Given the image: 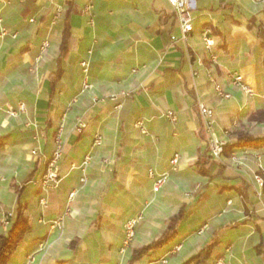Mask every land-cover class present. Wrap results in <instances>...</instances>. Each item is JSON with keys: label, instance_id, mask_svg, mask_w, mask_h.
<instances>
[{"label": "crops", "instance_id": "0c3cea01", "mask_svg": "<svg viewBox=\"0 0 264 264\" xmlns=\"http://www.w3.org/2000/svg\"><path fill=\"white\" fill-rule=\"evenodd\" d=\"M87 5L92 17L81 14ZM191 6L193 30L181 39L167 0H0L3 26L17 33L0 39V220L4 212L15 213L19 203L30 227L6 264H116L123 225L144 203L132 251L163 237L168 219L180 208L186 215L168 245L133 262L131 251L123 264H148L175 244H182L181 250L167 264H186L213 234L219 243L206 264L218 258L224 264H264V254L254 251L264 241V185L259 189L253 180L260 175L264 181V146L221 156V175L216 167L212 179L195 169L205 149L198 137L200 102L211 108L212 130L226 143L237 131L264 137V121H248L264 110V46L258 29L248 27L253 21L264 28V0H192ZM55 8L62 11L54 17ZM66 18L71 50L57 63ZM204 30L216 42V62L204 49ZM82 60L89 65L85 92ZM57 69L61 75L51 93L50 76ZM216 85L230 98L219 97ZM124 92L129 95L123 97ZM111 95H118L117 101ZM5 103L15 108L23 103L25 111L8 118ZM62 116V181L47 193L42 210L35 181L54 149ZM138 121L148 135L141 134ZM95 134L102 145L93 151L81 184V172L70 165L82 162ZM174 152L181 155L178 171L152 192L148 170L166 171ZM194 182L203 190L191 200L183 198ZM241 185L247 186V203L239 194ZM73 190L72 214L63 231L48 235V222L63 211ZM204 224L207 229L198 235ZM42 241L46 246L39 250Z\"/></svg>", "mask_w": 264, "mask_h": 264}, {"label": "built area", "instance_id": "2783aa9c", "mask_svg": "<svg viewBox=\"0 0 264 264\" xmlns=\"http://www.w3.org/2000/svg\"><path fill=\"white\" fill-rule=\"evenodd\" d=\"M167 2L170 4V6L173 8L175 15L177 17L178 23L180 25V35L179 37L181 39H186L188 34H190L193 30L192 27V6L191 2L192 0H167ZM61 8H55L53 10V15L58 16L61 13ZM81 14L86 15L89 17H92L91 13V6L87 5L84 8L81 9ZM30 22L33 21V19L29 20ZM5 36H10L11 38H16L17 33L16 32H9L4 26H3V20L0 15V39L4 38ZM172 39H176L175 37H172ZM201 40L204 45V49L207 52L208 56L212 59L213 62H216V56L213 51L216 42L211 36L209 30H204L201 32ZM49 46L47 41H44L42 43L43 48H47ZM79 69L80 74L82 77V91H88L90 89L89 84V65L85 60H82L79 62ZM208 79L210 82H213L212 76H208ZM239 80V77L237 78ZM215 91L217 95L223 99H229L230 95L226 93L224 90L219 88L217 85L215 86ZM123 97L128 96V92H124L121 94ZM118 95H111L109 97L112 101H117ZM199 114L201 117L205 120L206 124V132L209 134V142H210V153L211 155L219 159L222 154V148L223 145L226 143L224 139H219L216 137L212 130V110L210 107H208L206 104L200 102L197 105ZM25 111V106L23 103H19L18 106L15 108L10 103H5L4 105V113L8 118H15L18 117L21 113ZM168 117H172L171 112H167L166 114ZM173 121V119H172ZM64 118L63 116L58 120L56 132L54 136V149L51 153V155L45 160L44 164V170L39 176V178L35 181L38 194H37V200L40 208L44 210L47 207V199L46 195L49 191L57 189L62 181V176L60 175V163L62 160V154H63V146H64V138H63V130H64ZM29 125V124H27ZM78 125L80 127H85L83 122L80 120L78 121ZM136 126L140 130L142 135H148V131L146 130L144 126L143 121L136 122ZM230 132L226 131L225 136H228ZM102 145V137L98 134H95L92 137L90 148L88 152L85 154L82 162L80 164L72 163L70 165L71 170H79L81 172V178L80 183L83 184L86 181V174L85 170L90 164L92 160V154L95 149L100 147ZM37 153L35 150L31 151V155L35 156ZM180 159L181 155L179 152H174L172 156L170 157L168 161V169L164 171L163 173L157 174L151 169L148 170V178L152 181V192L156 193L160 190V188L166 183L168 180L169 174L171 172H176L179 169L180 165ZM255 185L261 189L263 187V180L259 175H254L253 177ZM77 193V190H73L69 193L67 202L64 206L63 211L58 214L54 219L48 222V235L52 234L53 232H62L64 228V222L67 217H70L72 214L71 209V203ZM231 202L227 201V205H229ZM143 212L144 208L140 209L136 212V214L130 218H128L124 225H123V238L121 242V247L118 251L119 259L116 264H123L122 260L125 258V252L129 248L132 240L135 237V230L137 226L143 221ZM11 217L10 213H7L4 220V225H7L8 219ZM207 224H204L200 230L197 232V234L202 233L207 229ZM46 242L42 241L38 243L37 248L39 250L45 248ZM182 244H177L174 247L168 248L164 254L154 260H151L148 262V264H167L168 259L178 253L181 250ZM222 259L217 261L216 264H222Z\"/></svg>", "mask_w": 264, "mask_h": 264}, {"label": "trees", "instance_id": "16d2710c", "mask_svg": "<svg viewBox=\"0 0 264 264\" xmlns=\"http://www.w3.org/2000/svg\"><path fill=\"white\" fill-rule=\"evenodd\" d=\"M252 23V24H251ZM248 27L253 28L256 27L257 36L261 39V43L264 46V28L261 24H253L251 22ZM71 31L69 25L67 23V18L65 20L64 29L62 31L61 43L59 46V52L57 56V63L65 60L69 52L71 50ZM264 64V59H263ZM61 75V70L57 69L50 76V84L52 87L51 93L54 91L55 84L58 82ZM198 119H199V128H198V137L202 143L205 144V149L198 156V159L195 163L196 172L204 177H208L212 179V171L217 167L218 172L217 175H221L220 163L216 158H214L209 150L208 146V137L209 135L206 132V125L204 120L199 114L198 108H196ZM248 121H256L262 122L264 121V110L258 111L255 114H251L248 116ZM264 146V137L263 138H254L252 135L248 134L245 131H237L236 136L225 143L222 148L221 156L229 157L232 150L236 148L243 147H254L259 148ZM247 186L241 185L239 187V194L244 203H247ZM21 193V189H17V196L19 198ZM26 210L25 205L17 204L15 209V218L11 222L6 234L0 235V264H6L8 260L11 258L15 250L17 249L20 242L23 240L25 234L29 231L28 219L24 214ZM186 215L185 208L182 207L180 210L173 216L168 219V223L166 226L165 234L163 237L158 238L155 241L147 244L138 249H134L132 251L130 262L141 259L145 256L149 251L161 249L164 246L168 245L176 236L177 229L182 223L184 217ZM219 240L217 234H213L208 243H206L202 249H200L197 254L191 257L186 264H206L210 256L212 255L213 250L218 245ZM256 255L264 254V241H260L254 248Z\"/></svg>", "mask_w": 264, "mask_h": 264}, {"label": "rangeland", "instance_id": "374dc122", "mask_svg": "<svg viewBox=\"0 0 264 264\" xmlns=\"http://www.w3.org/2000/svg\"><path fill=\"white\" fill-rule=\"evenodd\" d=\"M201 116V115H200ZM29 124V123H28ZM30 125V124H29ZM28 125V126H29ZM208 134V133H207ZM209 135V134H208ZM260 176V175H259ZM261 177V176H260ZM263 180V179H262ZM20 183V182H19ZM263 185H264V181H263ZM203 185L202 184H197L196 182H194V183H192L190 186H189V188H186L185 190H184V192H183V198H185V199H192L193 198V196L195 195H197L200 191H202L203 190ZM11 190V189H10ZM12 202V201H11ZM144 203V202H143ZM11 204V203H10ZM148 205H147V203H144V205H143V208L145 209L146 207H147ZM173 208V207H172ZM170 209V210H173V209ZM10 214H11V217H9V219H8V223H7V225H4V220H5V216H6V212H4V213H2V217H1V220H0V224H1V226H2V229H3V234H6V232H7V230H8V228H9V226H10V224H11V222L13 221V219L15 218V213H14V211L13 212H9ZM144 219V218H143ZM163 221H164V218H163ZM143 223V221L137 226V228H136V230H135V237H134V239L132 240V242H131V244H130V246H129V248L127 249V251L125 252V258L122 260V262H124V260L125 261H128L127 260V258H129L128 256H130V254H131V251H132V249L133 248H135V244H134V240H135V238H136V235H137V233H138V231H139V228H141V224ZM164 223V222H163ZM200 230V228L198 229V231ZM197 231V232H198ZM3 234H1V235H3ZM203 235L204 234V231L202 232V233H200V234H198V235ZM123 238V237H122ZM122 242V241H121ZM175 245H177V244H175ZM174 245V246H175ZM174 246H172V247H174ZM120 247H121V245H120ZM120 247H119V249H120ZM119 251V250H118ZM179 253V252H178ZM177 254V253H176ZM175 255V254H174ZM120 257V256H119ZM220 259H222V258H218L217 260H216V262H215V264L217 263V261H219ZM222 262H223V259H222ZM222 264H224V263H222Z\"/></svg>", "mask_w": 264, "mask_h": 264}]
</instances>
